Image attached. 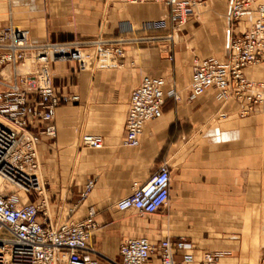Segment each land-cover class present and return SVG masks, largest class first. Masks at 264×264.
<instances>
[{
    "label": "crops",
    "instance_id": "crops-1",
    "mask_svg": "<svg viewBox=\"0 0 264 264\" xmlns=\"http://www.w3.org/2000/svg\"><path fill=\"white\" fill-rule=\"evenodd\" d=\"M226 1L230 5V0H210L216 7ZM168 10L153 0H0V29L7 25L26 29L34 43L124 39L125 56L118 66L90 71L79 70L74 62L53 64L56 89L77 93L80 99L57 108V147L52 148L50 138L43 141L50 147L43 142L39 146L48 195L34 193L28 198L35 203L44 200L55 220H83L94 211L99 227L90 241L99 264L120 262L121 243L137 237L154 244L167 237L185 239L192 247L177 251L178 260L192 255L200 263L210 251L217 255L215 264H260L264 102L241 116L243 104L234 97L223 101L213 86L188 99L193 59L230 60L232 35L246 30L253 17L248 14L235 22L227 13L223 21L211 12L205 24L192 20L177 33L172 49L167 40L173 24ZM161 18L167 19L166 28L118 30L121 21L138 26ZM160 70L167 82L163 114L145 125L139 147L125 146L130 95L146 75ZM245 75L264 82V62L246 67ZM173 87L180 101L168 94ZM42 124L38 120L32 128L39 130ZM86 133L101 135L104 147L83 146ZM163 163L171 177L166 215L160 216L165 207L154 214L115 208L135 182L146 183ZM90 178L95 185L80 201ZM148 264H160L158 255H152Z\"/></svg>",
    "mask_w": 264,
    "mask_h": 264
},
{
    "label": "built area",
    "instance_id": "built-area-1",
    "mask_svg": "<svg viewBox=\"0 0 264 264\" xmlns=\"http://www.w3.org/2000/svg\"><path fill=\"white\" fill-rule=\"evenodd\" d=\"M154 1L169 9L168 16L177 28L207 3V0ZM228 14L235 22L248 14L253 20L246 30L232 35L230 60L194 59L188 99L203 95L207 87L213 86L223 101L234 97L242 103L239 114L247 116L264 102V82L245 75L246 67L264 62V0H230ZM167 25V19L161 18L144 21L141 29L157 30ZM119 28L120 33L135 30L131 23ZM123 41L121 37L113 43L102 38L34 43L28 30L12 25L0 29V264H99L93 258L97 250L90 241L98 226L94 211L83 220L53 221L46 212L45 201L31 202L28 196L43 193L38 173L39 146L46 138H56L57 108L80 99L77 93L56 89L52 62L75 61L79 70L118 66L119 59L125 56ZM168 59L171 62L173 56ZM166 84L165 74L160 70L146 75L132 91L123 145L139 147L145 125L162 116ZM168 94L181 100L174 87ZM38 120L44 124L34 130L32 127ZM82 145L101 149L104 139L86 133ZM170 180L168 166L163 163L146 183L135 182L132 192L118 200L115 208L140 214L158 212L167 205ZM94 185L93 178L87 180L83 198L88 197ZM191 247L185 239L167 237L154 244L147 237L130 238L121 243V260L116 264H148L154 254L160 264H215L217 255L210 251L204 253L200 263L192 255L177 259V251ZM260 264H264V246Z\"/></svg>",
    "mask_w": 264,
    "mask_h": 264
},
{
    "label": "rangeland",
    "instance_id": "rangeland-1",
    "mask_svg": "<svg viewBox=\"0 0 264 264\" xmlns=\"http://www.w3.org/2000/svg\"><path fill=\"white\" fill-rule=\"evenodd\" d=\"M154 1V0H153ZM154 2H156V3H158L159 5H161V6H163V7H166L163 3H161V2H157V1H154ZM229 5H228V2L226 1L224 4H221V5H219V6H215L214 4H212L211 2H210V0H209V2H207L204 6H201V7H199L197 10H196V12H195V14L188 20V22L185 24V25H183V26H181L180 28H177V27H175L173 24L171 25V33L170 34H168L167 36H169V35H172V38H168L167 37V40H168V43H170V45L169 46H172V49H173V47H174V44H175V35L177 34V33H182L183 31H185L188 27H189V25H190V23H191V21L192 20H195L196 21V25H203V24H205L206 22V20L208 19V15L209 14H211V12H213V14L214 15H216V17H218L219 19H221V20H223L224 21V19H225V17H226V15H227V13H228V11H229ZM144 21H142V22H140L139 24H138V26L137 25H135L133 22H130V21H121L119 24V27L120 26H122V24L124 25H128V24H132L133 25V27H134V29L136 30L137 28L138 29H141V26H142V23H143ZM7 26H9V25H7ZM13 26V25H12ZM4 27H6V26H4ZM4 27H2V28H4ZM14 27H16V26H14ZM1 28V29H2ZM120 28H118V30H119ZM26 30V29H25ZM120 31V30H119ZM148 31H150V30H148ZM128 32H130V31H128ZM53 42V41H52ZM54 42H56V41H54ZM170 48V47H169ZM170 53H171V51H170ZM199 57V56H198ZM197 56L195 57V58H198ZM194 58V59H195ZM199 58H202V57H199ZM194 59H193V61H194ZM65 62H74L76 65H77V67H78V64L75 62V61H69V60H67V61H60V62H52V69H53V64L54 63H65ZM31 65V64H30ZM79 69V68H78ZM97 69H103V68H94V69H88V70H90V71H94V70H97ZM53 75H55V73H54V69H53ZM56 139V138H55ZM55 139H53L52 140V142L51 143H53V145H52V148L53 149H55L56 147H57V143H56V140ZM41 145H44V142L41 144ZM44 146H48V147H50L49 145H47V143L44 145ZM41 164H40V170H39V175H40V177H41V180H42V186H43V193L42 194H40V196H43V195H46L47 194V192H48V190H49V187H50V184L48 183V181H47V177L45 176V173H44V169H43V163H42V161L40 162ZM48 195V194H47ZM86 198H83L82 197V193H81V195H80V201H84ZM49 209V208H48ZM46 212L48 213V215L52 218V216H51V213H50V211L49 210H47V208H46ZM166 212H167V208L165 207L162 211H161V213H160V216H162V215H166ZM155 216H158V215H155ZM52 220L53 221H59V222H61V220H55L54 218H52ZM97 223H98V226H97V228L99 227V222L97 221ZM96 230V229H95ZM94 230V231H95ZM262 249V248H261ZM260 253H261V251H260Z\"/></svg>",
    "mask_w": 264,
    "mask_h": 264
}]
</instances>
